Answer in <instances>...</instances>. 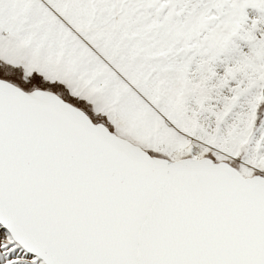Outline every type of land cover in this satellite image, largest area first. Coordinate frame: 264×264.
I'll return each mask as SVG.
<instances>
[{"label":"snow or ice","instance_id":"obj_1","mask_svg":"<svg viewBox=\"0 0 264 264\" xmlns=\"http://www.w3.org/2000/svg\"><path fill=\"white\" fill-rule=\"evenodd\" d=\"M0 264H264V0H0Z\"/></svg>","mask_w":264,"mask_h":264}]
</instances>
